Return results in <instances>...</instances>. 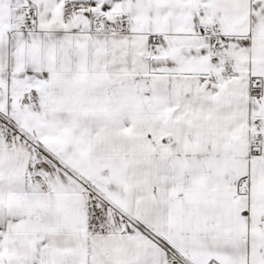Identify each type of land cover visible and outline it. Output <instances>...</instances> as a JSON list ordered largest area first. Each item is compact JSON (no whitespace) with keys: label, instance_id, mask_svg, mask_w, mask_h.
I'll list each match as a JSON object with an SVG mask.
<instances>
[{"label":"snow or ice","instance_id":"6c2138e0","mask_svg":"<svg viewBox=\"0 0 264 264\" xmlns=\"http://www.w3.org/2000/svg\"><path fill=\"white\" fill-rule=\"evenodd\" d=\"M0 264H264V0H0Z\"/></svg>","mask_w":264,"mask_h":264}]
</instances>
